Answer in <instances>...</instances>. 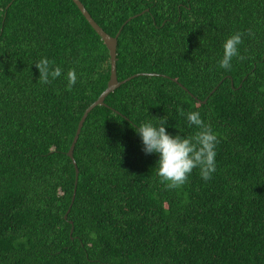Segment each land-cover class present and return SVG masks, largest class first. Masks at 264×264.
<instances>
[{"label": "trees", "instance_id": "1", "mask_svg": "<svg viewBox=\"0 0 264 264\" xmlns=\"http://www.w3.org/2000/svg\"><path fill=\"white\" fill-rule=\"evenodd\" d=\"M79 1L119 32L117 80L141 75L87 115L73 195L67 152L108 51L71 0H0V264H264V0ZM42 58L62 69L49 84ZM189 112L217 135L216 170L168 189L134 129L165 118L187 138Z\"/></svg>", "mask_w": 264, "mask_h": 264}, {"label": "clouds", "instance_id": "2", "mask_svg": "<svg viewBox=\"0 0 264 264\" xmlns=\"http://www.w3.org/2000/svg\"><path fill=\"white\" fill-rule=\"evenodd\" d=\"M249 34L251 35V30ZM242 35L237 32L224 43L223 57L219 61L221 68L231 69L233 58L239 55L238 46L242 43ZM35 66L39 70L40 83L49 84L62 75V69L59 66L53 67V62L47 58H42ZM66 78L67 87L71 89L77 82L76 71L70 69ZM181 115H184L182 111ZM186 118L190 126L200 129L187 138L169 134L164 126L167 123L165 118L159 119V126L144 123L134 129L141 137L144 153L159 155L157 174L168 189L182 187L194 169L200 170L201 178L205 182L211 180L216 170V146L219 143L217 135L209 125H205L198 112H189Z\"/></svg>", "mask_w": 264, "mask_h": 264}, {"label": "water", "instance_id": "3", "mask_svg": "<svg viewBox=\"0 0 264 264\" xmlns=\"http://www.w3.org/2000/svg\"><path fill=\"white\" fill-rule=\"evenodd\" d=\"M71 1L76 5L77 9L81 13V15L85 18V20L87 21L89 26L94 30V32L99 36V38L104 43V45L108 51L109 61H110V76H109V80L107 82L106 89L100 94V96L97 98V100L95 102H93L84 111V113H83L82 117L80 118L79 123L77 125V129H76L75 135L73 137L72 143H71L69 150L67 152V156L72 161V164H73L74 169H75V177H74L75 181H74V191H73V195H74L76 184H77L78 169H77L76 163L73 159V151H74L75 144L78 140L80 131L82 129L83 123L85 122V120L87 118V115L96 106H104V100L111 92L116 90L122 84L126 83L127 81H129L132 78L137 77L141 74L133 75V76H131V77H129L123 81L117 80V77H116V48H117V38H118L119 32L114 37L110 36L105 31H103V29L91 18V16L89 15V13L86 11V9L84 8V6L82 5V3L79 0H71ZM131 19L132 18H129L126 22L130 21Z\"/></svg>", "mask_w": 264, "mask_h": 264}]
</instances>
